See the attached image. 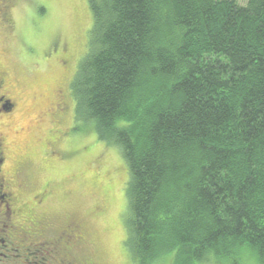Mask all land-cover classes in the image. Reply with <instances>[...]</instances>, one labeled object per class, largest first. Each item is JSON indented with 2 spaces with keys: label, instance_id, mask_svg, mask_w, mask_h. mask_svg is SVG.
I'll return each mask as SVG.
<instances>
[{
  "label": "trees",
  "instance_id": "obj_1",
  "mask_svg": "<svg viewBox=\"0 0 264 264\" xmlns=\"http://www.w3.org/2000/svg\"><path fill=\"white\" fill-rule=\"evenodd\" d=\"M87 2L69 92L127 166L134 264L263 260L264 0Z\"/></svg>",
  "mask_w": 264,
  "mask_h": 264
},
{
  "label": "rangeland",
  "instance_id": "obj_2",
  "mask_svg": "<svg viewBox=\"0 0 264 264\" xmlns=\"http://www.w3.org/2000/svg\"><path fill=\"white\" fill-rule=\"evenodd\" d=\"M244 2V0H240ZM0 19V73L10 83L14 112L0 121L7 159L22 202L41 192L60 219L73 212L86 226L93 264H134L124 240L129 218L127 166L118 148L98 141L90 123L75 122L69 92L87 50L92 16L87 0H11ZM76 65V66H75ZM58 115L47 110L57 103ZM240 264H264L243 252ZM212 259V258H210ZM167 257L159 264H171ZM202 264H227L210 260Z\"/></svg>",
  "mask_w": 264,
  "mask_h": 264
},
{
  "label": "flooded vegetation",
  "instance_id": "obj_3",
  "mask_svg": "<svg viewBox=\"0 0 264 264\" xmlns=\"http://www.w3.org/2000/svg\"><path fill=\"white\" fill-rule=\"evenodd\" d=\"M9 0H0V19H8ZM8 3V4H7ZM10 95V83L0 73V121H7L15 104ZM57 103L50 107L51 116L58 115ZM0 132V264H93L86 257L88 231L73 212L60 219L47 209L49 195L41 192L32 202H22L15 179L16 170L5 167L6 144Z\"/></svg>",
  "mask_w": 264,
  "mask_h": 264
}]
</instances>
